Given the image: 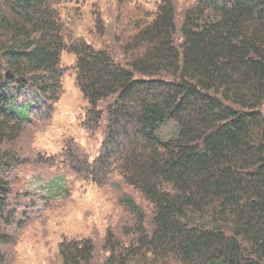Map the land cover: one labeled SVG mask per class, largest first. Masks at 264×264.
I'll return each mask as SVG.
<instances>
[{
    "label": "trees",
    "instance_id": "1",
    "mask_svg": "<svg viewBox=\"0 0 264 264\" xmlns=\"http://www.w3.org/2000/svg\"><path fill=\"white\" fill-rule=\"evenodd\" d=\"M63 1L0 0V264L16 243L14 145L52 119L63 52L82 126L101 141L91 159L67 140L50 165L98 189L118 178L145 204L122 195L132 224L107 229L100 264H264V0H194L179 13L163 0L128 19L117 5L112 34L95 14V34L111 38L99 49L72 38ZM95 249L63 239L58 258L95 264Z\"/></svg>",
    "mask_w": 264,
    "mask_h": 264
},
{
    "label": "rangeland",
    "instance_id": "2",
    "mask_svg": "<svg viewBox=\"0 0 264 264\" xmlns=\"http://www.w3.org/2000/svg\"><path fill=\"white\" fill-rule=\"evenodd\" d=\"M161 1L64 0L59 11L73 39H82L99 49L110 43L111 38L103 39L95 34V14L100 15L107 32L112 34L119 11L117 5H122L123 15L128 19L132 16L128 13L135 7L150 13ZM170 1L178 13L194 4V0ZM60 64L62 95L52 119L48 123L38 122L26 127L14 145L21 163L11 176L16 180L14 195L19 194L20 203L18 224L7 230L16 243L2 250L8 264H61L58 245L63 239L92 240L96 248L94 263L100 264L107 229L119 230L132 224L131 216L119 205L122 195L127 193L145 208V204L118 178L110 179L105 187L98 189L82 183L67 169L50 165L58 161L67 140H73L91 159L97 156L101 141L100 134L90 136L82 126L87 106L75 85V57L63 52ZM173 130L174 126L168 124L160 134L167 137ZM39 157L47 163H39Z\"/></svg>",
    "mask_w": 264,
    "mask_h": 264
}]
</instances>
